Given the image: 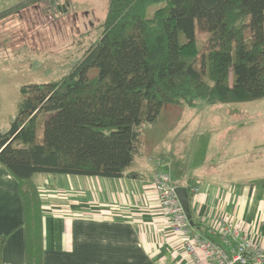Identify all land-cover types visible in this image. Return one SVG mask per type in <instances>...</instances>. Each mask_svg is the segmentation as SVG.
<instances>
[{
    "label": "trees",
    "instance_id": "16d2710c",
    "mask_svg": "<svg viewBox=\"0 0 264 264\" xmlns=\"http://www.w3.org/2000/svg\"><path fill=\"white\" fill-rule=\"evenodd\" d=\"M103 26L68 74L21 85L19 110L0 129V165L25 201L27 264H43L36 173L133 178L142 127L163 109L264 97V0H108ZM197 31L209 34L200 45Z\"/></svg>",
    "mask_w": 264,
    "mask_h": 264
},
{
    "label": "crops",
    "instance_id": "0c3cea01",
    "mask_svg": "<svg viewBox=\"0 0 264 264\" xmlns=\"http://www.w3.org/2000/svg\"><path fill=\"white\" fill-rule=\"evenodd\" d=\"M4 1L0 0V10L6 7ZM182 108V104L165 108L155 122L142 127V155L134 166L136 177L86 179L73 175L47 181L55 196H42L43 264H190L183 238L173 233L158 196L146 187L154 174V157H165L171 171L172 150L167 148V140L178 131L155 135V129L166 116L176 115ZM253 144L239 142L236 152L250 146L262 148ZM214 145L220 144L215 140L208 144L207 159ZM217 152L218 160L212 161V157L209 162L219 169L179 177V186L196 183L200 189L198 201L191 205L195 218L202 223L200 230L227 247L218 221L231 218L255 244L264 246V177L231 174L226 162L244 163L241 154H232L231 158L229 150L225 155L219 149ZM251 160L261 162L263 157L257 155ZM41 179L36 182L42 183ZM55 185L68 188L62 191L65 198L58 197ZM25 217L20 183L0 165V235L6 236L0 264H27Z\"/></svg>",
    "mask_w": 264,
    "mask_h": 264
},
{
    "label": "rangeland",
    "instance_id": "374dc122",
    "mask_svg": "<svg viewBox=\"0 0 264 264\" xmlns=\"http://www.w3.org/2000/svg\"><path fill=\"white\" fill-rule=\"evenodd\" d=\"M21 1L5 0L6 7L0 10L2 130L10 127L19 110L22 101L21 85L53 81L68 74L79 63L86 50L102 36L108 11V0H26L20 3ZM208 35L197 31L198 44L200 45ZM247 36L249 39L250 34ZM96 72L97 69L94 68L90 73L94 75ZM181 104L185 108L176 115L166 116L164 123L155 129V135L168 130L178 131L175 137H169L167 140V144L170 143L167 148L172 150L171 171L167 159L158 155L152 159L154 173L159 166L158 161H166L171 184L176 188L180 184V175L193 176L196 173L204 174L219 169L218 165L215 167L212 162L218 160L219 149L223 155L229 150L231 158L232 154H241L239 158L244 163L226 162L229 164V169L226 170L232 172L231 174L264 177V97L237 103H202L196 108ZM42 136L43 124L40 121L37 129L38 140H41ZM213 140L220 145L211 146L207 159L206 149ZM239 142L251 145L256 143L262 145V148L249 145L250 147L236 152L239 147L235 145ZM185 148L186 152L183 150ZM257 155H261L263 161H249ZM212 157L215 159L209 162ZM206 161L209 162L207 165ZM154 175L149 182L150 186H146L152 191ZM67 176L74 177L67 174L36 173L35 182H38V178L46 177L41 179L42 183L36 182L41 200L42 196H55L49 191L52 189L48 183L50 179H63ZM81 177L87 179L89 176ZM192 186L198 187L196 183ZM53 189L61 199L65 198L63 189L68 190L67 187L58 185L53 186ZM190 189L188 188V191L189 196H192V203L194 200L198 201L197 195L191 193Z\"/></svg>",
    "mask_w": 264,
    "mask_h": 264
},
{
    "label": "built area",
    "instance_id": "2783aa9c",
    "mask_svg": "<svg viewBox=\"0 0 264 264\" xmlns=\"http://www.w3.org/2000/svg\"><path fill=\"white\" fill-rule=\"evenodd\" d=\"M154 175L153 192L158 196L161 209L170 222L174 234L183 238V247L190 264H264V246H258L231 218L221 217L218 228L222 241H215L198 231L190 223L176 188L171 184L167 162L159 160ZM198 195L199 188L192 186Z\"/></svg>",
    "mask_w": 264,
    "mask_h": 264
},
{
    "label": "water",
    "instance_id": "95a60500",
    "mask_svg": "<svg viewBox=\"0 0 264 264\" xmlns=\"http://www.w3.org/2000/svg\"><path fill=\"white\" fill-rule=\"evenodd\" d=\"M176 192L181 200V203L184 207V210L187 214L190 223L193 225L194 224L193 213L190 206V196H189L188 188L184 186H178L176 187Z\"/></svg>",
    "mask_w": 264,
    "mask_h": 264
}]
</instances>
